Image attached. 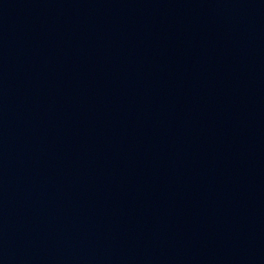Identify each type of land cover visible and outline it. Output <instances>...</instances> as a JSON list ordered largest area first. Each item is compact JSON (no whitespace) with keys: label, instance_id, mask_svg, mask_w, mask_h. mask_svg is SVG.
<instances>
[{"label":"water","instance_id":"95a60500","mask_svg":"<svg viewBox=\"0 0 264 264\" xmlns=\"http://www.w3.org/2000/svg\"><path fill=\"white\" fill-rule=\"evenodd\" d=\"M0 264H264V0H0Z\"/></svg>","mask_w":264,"mask_h":264}]
</instances>
